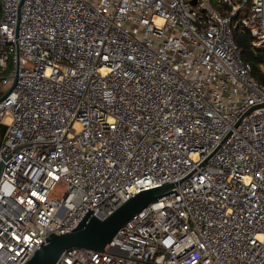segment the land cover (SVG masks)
<instances>
[{
  "label": "built area",
  "instance_id": "2783aa9c",
  "mask_svg": "<svg viewBox=\"0 0 264 264\" xmlns=\"http://www.w3.org/2000/svg\"><path fill=\"white\" fill-rule=\"evenodd\" d=\"M217 1L1 0L0 264L166 183L56 264H264V0Z\"/></svg>",
  "mask_w": 264,
  "mask_h": 264
},
{
  "label": "water",
  "instance_id": "95a60500",
  "mask_svg": "<svg viewBox=\"0 0 264 264\" xmlns=\"http://www.w3.org/2000/svg\"><path fill=\"white\" fill-rule=\"evenodd\" d=\"M0 97L5 99L16 85ZM6 126L0 124V134L3 137ZM4 163L0 162V177ZM173 183H166L160 187L143 190L133 195L108 216L101 218L89 211L79 224L65 233H51L41 247L26 264H56L63 252L70 247H80L103 251L108 243L117 234L120 228L127 223L135 214L156 202L160 197L172 193Z\"/></svg>",
  "mask_w": 264,
  "mask_h": 264
},
{
  "label": "trees",
  "instance_id": "16d2710c",
  "mask_svg": "<svg viewBox=\"0 0 264 264\" xmlns=\"http://www.w3.org/2000/svg\"><path fill=\"white\" fill-rule=\"evenodd\" d=\"M210 1L218 10L221 11L231 10V7L227 2L223 4H219L217 0H210ZM1 14H2V4L0 0V18H1ZM242 16L243 13L237 16H233L232 18L233 36L237 45L242 49L243 59L246 62L252 64L254 77L259 82L264 84V46L258 47L254 45L252 37L249 35L248 32L242 29V27L239 24Z\"/></svg>",
  "mask_w": 264,
  "mask_h": 264
},
{
  "label": "rangeland",
  "instance_id": "374dc122",
  "mask_svg": "<svg viewBox=\"0 0 264 264\" xmlns=\"http://www.w3.org/2000/svg\"><path fill=\"white\" fill-rule=\"evenodd\" d=\"M263 45L264 44L258 45V47H263ZM9 68H11V64H9ZM9 68H8V70H9ZM8 70H7V72H8ZM6 89L7 88L5 86H3V85L0 84V96H2L6 92ZM1 139H2V136L0 134V141H1Z\"/></svg>",
  "mask_w": 264,
  "mask_h": 264
},
{
  "label": "crops",
  "instance_id": "0c3cea01",
  "mask_svg": "<svg viewBox=\"0 0 264 264\" xmlns=\"http://www.w3.org/2000/svg\"><path fill=\"white\" fill-rule=\"evenodd\" d=\"M0 73H1V71H0Z\"/></svg>",
  "mask_w": 264,
  "mask_h": 264
}]
</instances>
